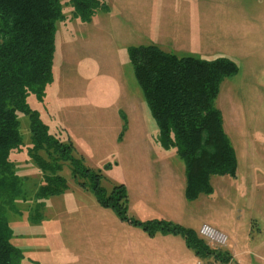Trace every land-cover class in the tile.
Returning <instances> with one entry per match:
<instances>
[{
	"label": "rangeland",
	"instance_id": "obj_1",
	"mask_svg": "<svg viewBox=\"0 0 264 264\" xmlns=\"http://www.w3.org/2000/svg\"><path fill=\"white\" fill-rule=\"evenodd\" d=\"M100 1L106 8L84 20L71 0H61L53 80L42 98L28 96L30 109L51 133L73 144L82 163L99 174L106 195L125 188L132 218L179 220L199 231L206 223L228 232L226 244L211 242L215 255L195 252L189 264H224L231 242L237 255L228 264H264V0ZM150 44L179 57H225L238 68L225 77L215 101L236 152L237 175L212 176V192L197 199L186 197L185 163L174 146H163L130 61L131 47ZM18 119L23 145L11 159L22 191L6 205L4 217L10 242L21 252L17 264H51L59 225L104 226L110 219L90 176L78 178L87 182L81 187L69 168L60 172L68 180L65 191L39 195L45 176L30 155L31 118L19 112ZM252 223L262 231L250 232ZM152 248H143L146 264L173 263L168 257L147 259ZM66 250L73 255V242Z\"/></svg>",
	"mask_w": 264,
	"mask_h": 264
},
{
	"label": "trees",
	"instance_id": "obj_2",
	"mask_svg": "<svg viewBox=\"0 0 264 264\" xmlns=\"http://www.w3.org/2000/svg\"><path fill=\"white\" fill-rule=\"evenodd\" d=\"M71 3L74 13L84 20L106 8L100 0ZM61 16V0H0V264H17L21 258L20 250L10 242L11 230L4 217L6 205L22 191L11 159L12 152L23 145L19 112L31 118L30 155L45 176V185L38 191L41 197L58 195L68 188V180L60 172L69 168L77 181L90 176L99 204L113 209L121 220L141 227L150 236L158 232L181 235L197 254L213 253L214 248L195 229L129 216L125 188L117 187L106 195L99 174L82 163L73 144L51 133L30 109L28 96L34 93L42 98L53 80L56 22ZM129 57L163 146H174L185 163L188 200L211 193L214 175L236 177V152L215 104L221 83L238 69L234 61L179 57L154 44L131 47ZM78 185L86 188L87 182L80 179Z\"/></svg>",
	"mask_w": 264,
	"mask_h": 264
},
{
	"label": "crops",
	"instance_id": "obj_3",
	"mask_svg": "<svg viewBox=\"0 0 264 264\" xmlns=\"http://www.w3.org/2000/svg\"><path fill=\"white\" fill-rule=\"evenodd\" d=\"M101 208L107 214L103 216L108 217L106 218L108 221L110 219L109 223H102L104 226L95 224L96 222H90L92 224L86 223V221H70L72 223L70 226H67L68 222L59 225V230L62 231L60 232L61 238L57 240L56 251L53 249V253L57 252V254L51 256V264L55 262L57 264H146L147 260L144 262L146 255L143 253V248L146 247L147 243L148 245L150 243L153 245L152 252L148 254L147 259L152 258L155 260L168 257L172 260V264H189L195 258V250L187 245L181 235L158 232L154 236H150L141 227L120 220L113 209L104 206ZM86 210L91 211L90 209ZM94 210H98L97 207H94ZM174 221L180 223L179 220ZM201 226L208 227L216 233L224 234L227 240L230 239L228 232L220 228L221 226H212L206 223ZM251 226L250 232L262 231L260 227H255L253 223ZM201 229L200 231L199 229L196 231L199 232L205 242L210 246L215 245V243L213 244L211 243L212 241L206 239L201 233ZM71 242H73L72 256L66 250V248L71 246ZM235 245L236 243L231 242V254L228 255V258H225L224 264H228L231 257L237 255L235 253ZM211 247L214 248L213 246ZM258 247L257 245L256 248ZM208 254L209 257L215 255V253ZM151 263L153 261H150L148 264ZM162 264L170 263L164 262Z\"/></svg>",
	"mask_w": 264,
	"mask_h": 264
},
{
	"label": "built area",
	"instance_id": "obj_4",
	"mask_svg": "<svg viewBox=\"0 0 264 264\" xmlns=\"http://www.w3.org/2000/svg\"><path fill=\"white\" fill-rule=\"evenodd\" d=\"M201 233L208 239H211V241H214L215 243L219 244H225L227 241V237L224 234H219L214 231H211L208 227H204L201 230Z\"/></svg>",
	"mask_w": 264,
	"mask_h": 264
}]
</instances>
